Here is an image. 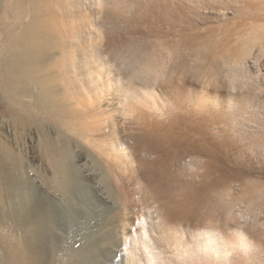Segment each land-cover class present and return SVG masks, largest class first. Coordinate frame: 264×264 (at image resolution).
Wrapping results in <instances>:
<instances>
[{"label":"rangeland","instance_id":"rangeland-1","mask_svg":"<svg viewBox=\"0 0 264 264\" xmlns=\"http://www.w3.org/2000/svg\"><path fill=\"white\" fill-rule=\"evenodd\" d=\"M41 2L72 25L79 83L53 78L57 95L106 99L142 178L110 179L128 242L100 230L92 261L209 264L189 243L203 226L244 245L232 264H264V0Z\"/></svg>","mask_w":264,"mask_h":264},{"label":"bare ground","instance_id":"bare-ground-1","mask_svg":"<svg viewBox=\"0 0 264 264\" xmlns=\"http://www.w3.org/2000/svg\"><path fill=\"white\" fill-rule=\"evenodd\" d=\"M41 3L0 0V230L21 241L18 264H97L91 255L100 230L126 244L130 229L127 203L114 197L110 179L130 171L142 178L106 99L57 95L53 78L79 83L77 56L63 35L72 25L46 17ZM33 129L41 144L37 163L29 150Z\"/></svg>","mask_w":264,"mask_h":264},{"label":"clouds","instance_id":"clouds-1","mask_svg":"<svg viewBox=\"0 0 264 264\" xmlns=\"http://www.w3.org/2000/svg\"><path fill=\"white\" fill-rule=\"evenodd\" d=\"M9 237L8 241H0V264H18L16 252L22 247L21 241L7 229L0 230ZM205 257L209 264H232V258L237 252L244 251V245L230 240L225 234L223 238L213 236L205 227L195 230L189 240Z\"/></svg>","mask_w":264,"mask_h":264}]
</instances>
